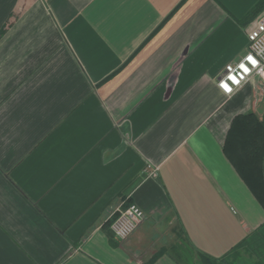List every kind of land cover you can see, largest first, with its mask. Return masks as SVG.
Returning <instances> with one entry per match:
<instances>
[{"label":"crops","instance_id":"0c3cea01","mask_svg":"<svg viewBox=\"0 0 264 264\" xmlns=\"http://www.w3.org/2000/svg\"><path fill=\"white\" fill-rule=\"evenodd\" d=\"M263 13L264 0H0V264H261L237 245L264 222L245 180L264 67L229 96L216 79ZM129 203L144 217L117 240L108 221Z\"/></svg>","mask_w":264,"mask_h":264},{"label":"built area","instance_id":"2783aa9c","mask_svg":"<svg viewBox=\"0 0 264 264\" xmlns=\"http://www.w3.org/2000/svg\"><path fill=\"white\" fill-rule=\"evenodd\" d=\"M248 46L245 54L236 62L227 63L222 73L216 79L217 88L226 96L234 93L241 85L247 82L264 67V13L247 29ZM248 57L256 61L252 63ZM243 64L248 71H244ZM234 78V79H233ZM227 85L229 90L223 85ZM149 173L155 174L156 169L150 168ZM109 229L117 240L126 239L144 217L143 210L135 203H129L123 209L116 208Z\"/></svg>","mask_w":264,"mask_h":264},{"label":"trees","instance_id":"16d2710c","mask_svg":"<svg viewBox=\"0 0 264 264\" xmlns=\"http://www.w3.org/2000/svg\"><path fill=\"white\" fill-rule=\"evenodd\" d=\"M259 130V141L261 150L256 149V179H252L251 176L245 177L246 182L249 187L252 189L253 193L260 201L261 205L264 208V112L261 120L256 122ZM257 138V139H258ZM259 151V152H257ZM112 219V218H111ZM111 219L108 221L110 224ZM237 246H243L253 254L257 256L261 264H264V222L247 234L242 241ZM200 264H230L224 258H213L209 255L202 254L200 258Z\"/></svg>","mask_w":264,"mask_h":264},{"label":"snow or ice","instance_id":"6c2138e0","mask_svg":"<svg viewBox=\"0 0 264 264\" xmlns=\"http://www.w3.org/2000/svg\"><path fill=\"white\" fill-rule=\"evenodd\" d=\"M248 59L251 60L253 64L256 63V61L253 60L252 57H248ZM240 67H241L244 71H248V69H247L243 64H241ZM233 79H234V78H233ZM223 86L226 88V90H229V91H230V89L228 88V86H227L226 84L223 85Z\"/></svg>","mask_w":264,"mask_h":264},{"label":"rangeland","instance_id":"374dc122","mask_svg":"<svg viewBox=\"0 0 264 264\" xmlns=\"http://www.w3.org/2000/svg\"><path fill=\"white\" fill-rule=\"evenodd\" d=\"M113 215H114V213H113V214H111V218L113 217Z\"/></svg>","mask_w":264,"mask_h":264}]
</instances>
